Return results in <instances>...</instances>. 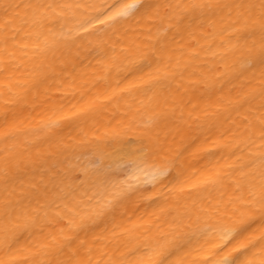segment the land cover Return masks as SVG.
Instances as JSON below:
<instances>
[{"label":"bare ground","instance_id":"1","mask_svg":"<svg viewBox=\"0 0 264 264\" xmlns=\"http://www.w3.org/2000/svg\"><path fill=\"white\" fill-rule=\"evenodd\" d=\"M0 264H264V0H0Z\"/></svg>","mask_w":264,"mask_h":264}]
</instances>
